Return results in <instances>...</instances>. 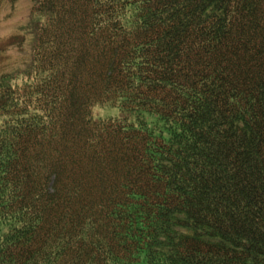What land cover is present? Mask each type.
I'll return each instance as SVG.
<instances>
[{
  "label": "trees",
  "instance_id": "trees-1",
  "mask_svg": "<svg viewBox=\"0 0 264 264\" xmlns=\"http://www.w3.org/2000/svg\"><path fill=\"white\" fill-rule=\"evenodd\" d=\"M33 2L46 78L0 73V264H264V0Z\"/></svg>",
  "mask_w": 264,
  "mask_h": 264
},
{
  "label": "rangeland",
  "instance_id": "rangeland-1",
  "mask_svg": "<svg viewBox=\"0 0 264 264\" xmlns=\"http://www.w3.org/2000/svg\"><path fill=\"white\" fill-rule=\"evenodd\" d=\"M30 2L29 0H18L14 4H9L8 2L2 3V7L0 10V40L6 41L9 38L16 37V42H14V47H9L5 50L3 56L0 57V73H8L21 71V76L15 79L14 83H18L22 86L27 84L32 85L33 82L23 76V69L26 68L25 62H31L32 53H29L27 44L21 43L22 38L25 36L21 28H23L24 24L27 22V18L30 11ZM23 26V27H21ZM33 72L32 77H36L37 82L34 80V86L36 87L42 85L46 76L43 74V71L34 75ZM15 76V73H12V77ZM29 88V87H28ZM42 89H38L35 94H37ZM117 111L115 109H111L107 106L98 107L93 110V115L97 118L105 119L107 116L115 115Z\"/></svg>",
  "mask_w": 264,
  "mask_h": 264
}]
</instances>
